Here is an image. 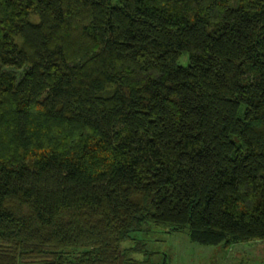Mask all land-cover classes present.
Listing matches in <instances>:
<instances>
[{
  "label": "trees",
  "instance_id": "obj_1",
  "mask_svg": "<svg viewBox=\"0 0 264 264\" xmlns=\"http://www.w3.org/2000/svg\"><path fill=\"white\" fill-rule=\"evenodd\" d=\"M148 227L264 243V0H0V264Z\"/></svg>",
  "mask_w": 264,
  "mask_h": 264
},
{
  "label": "rangeland",
  "instance_id": "obj_2",
  "mask_svg": "<svg viewBox=\"0 0 264 264\" xmlns=\"http://www.w3.org/2000/svg\"><path fill=\"white\" fill-rule=\"evenodd\" d=\"M177 64L187 66V57L181 56ZM121 249L138 250L140 253L130 254L135 261L153 254L152 264H264V243L204 247L191 243L187 231L171 233L168 227H148L145 234L133 235L131 242L122 243Z\"/></svg>",
  "mask_w": 264,
  "mask_h": 264
}]
</instances>
